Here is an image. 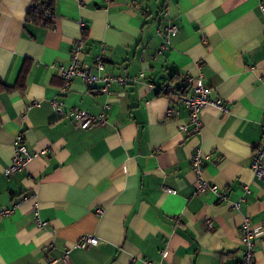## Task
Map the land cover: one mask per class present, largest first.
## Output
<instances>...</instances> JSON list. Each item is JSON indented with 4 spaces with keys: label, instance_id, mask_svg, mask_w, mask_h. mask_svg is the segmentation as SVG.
Masks as SVG:
<instances>
[{
    "label": "crops",
    "instance_id": "0c3cea01",
    "mask_svg": "<svg viewBox=\"0 0 264 264\" xmlns=\"http://www.w3.org/2000/svg\"><path fill=\"white\" fill-rule=\"evenodd\" d=\"M31 2L0 0V208L33 196L0 219V264H240L244 219L264 264V179L251 169L264 138V0H54L49 26L27 20ZM76 39L83 62L101 57L128 83L107 95L77 77L62 93ZM191 83L227 106H205L197 132L178 98ZM73 108L108 120L80 129ZM17 133L47 153L6 175ZM196 151L215 193L196 192ZM86 234L99 243L75 246Z\"/></svg>",
    "mask_w": 264,
    "mask_h": 264
},
{
    "label": "built area",
    "instance_id": "2783aa9c",
    "mask_svg": "<svg viewBox=\"0 0 264 264\" xmlns=\"http://www.w3.org/2000/svg\"><path fill=\"white\" fill-rule=\"evenodd\" d=\"M111 1V0H107ZM259 10L262 14V19L264 22V2L259 4ZM52 19V12L50 9L39 8V17L38 22L41 25H44V21H50ZM175 31L173 25L165 29V37L170 32ZM84 52V43L82 39H76L73 43L72 50L70 52V63L67 67H60V77L62 79L61 92H65L70 82L74 78H80L84 83L88 85H98L97 90L101 93L109 94V86L113 82L120 84H126L129 81V78L116 76L110 73L105 72V66L101 57H96L93 59L91 64L83 62L81 60V55ZM192 84V83H191ZM179 100L184 104L188 111L189 121L193 125L192 132H197L201 127V111L207 105H212L222 112L227 111L226 101L222 98H213L211 96V90L209 87L202 84H192L191 91L187 95H180ZM34 106H39L40 103L37 101L33 102ZM51 106L53 110L58 114H63L61 104L56 100H51ZM108 105H105V108ZM70 116L75 123V126L80 129H87L92 126H101L105 124L108 120V116L105 111L99 113H91L89 111L73 108L70 111ZM166 118L177 119L179 112L168 108L165 113ZM262 129L264 133V116L261 121ZM180 130L186 131V126L184 124L179 125ZM14 154L12 156L11 162L8 166L4 168V174L12 175L16 172L22 171L26 168V165L34 159L36 156L45 155L46 150L41 151H30L20 133H17L13 141ZM201 154L196 151L191 156V165L193 170L197 173L198 179L196 181V192L198 194L206 192L216 191V186L209 181H206L201 176ZM251 169L255 176L259 179H264V138L261 143L254 147L252 152V162ZM247 188V187H246ZM217 198L223 200L225 197L221 193H217ZM33 199V196H21L18 200L8 207L0 208V219L10 215L15 211V209L23 202ZM98 214L100 215L103 212L102 208H98ZM35 215V220L38 226H43V222L39 220L38 210L36 203L33 208ZM204 226L206 229H213L212 220L205 216L204 217ZM259 231L250 225L247 219L241 223L238 228L239 242L242 246V258L240 264H255L254 263V251L256 246V239L259 235ZM99 243V240L93 235H82L78 241L74 244L82 248H87L91 246H96ZM64 261L68 259V252L66 251L62 257ZM149 263V261H147ZM150 264V263H149Z\"/></svg>",
    "mask_w": 264,
    "mask_h": 264
},
{
    "label": "trees",
    "instance_id": "16d2710c",
    "mask_svg": "<svg viewBox=\"0 0 264 264\" xmlns=\"http://www.w3.org/2000/svg\"><path fill=\"white\" fill-rule=\"evenodd\" d=\"M54 4V0H32L30 7L28 8L27 12V20L31 21L32 23H38L39 17V8H48L52 12V5ZM45 26H49L51 24L50 21H44L43 23ZM23 78H24V70H22L19 74L17 85L19 88H23ZM6 86L0 82V92L5 90Z\"/></svg>",
    "mask_w": 264,
    "mask_h": 264
}]
</instances>
